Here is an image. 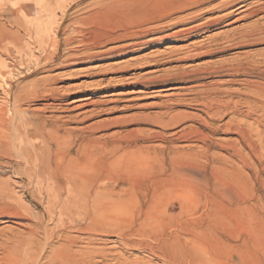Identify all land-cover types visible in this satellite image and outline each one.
I'll return each mask as SVG.
<instances>
[{"label": "rangeland", "instance_id": "rangeland-1", "mask_svg": "<svg viewBox=\"0 0 264 264\" xmlns=\"http://www.w3.org/2000/svg\"><path fill=\"white\" fill-rule=\"evenodd\" d=\"M107 1L110 0H78L65 12L59 8L56 0H49L42 12V8L38 10L34 2L21 7H14L10 3L0 6V62L3 63L0 70L2 74L5 73L6 81L9 80L6 90L0 85V108L7 111L9 120L5 125L0 124V138L2 135L12 138L18 132L27 135L26 138L30 136L33 129L29 124L14 131L12 121L20 119L22 115L35 121L39 129L48 123L44 128L47 131L61 124H64L62 128L74 130L94 123L125 121L98 130L95 137L122 134L129 129L163 132V122L177 119V116L184 118L186 114L188 118H180L181 122L172 127L198 125L196 116L206 115L200 106L188 104L196 94L166 96L162 93L157 96L159 93L152 90L178 82L180 78L176 74L181 69L190 70L235 57L264 60V32L254 31L255 34L239 47L231 46V43L240 40L233 30L249 31L256 24L264 27V11L241 17L229 26H225L226 21H223L205 27V23L212 18L229 12L231 7L224 4L228 0L198 5L189 13L179 15L182 20H158L161 0H143L141 14H130L124 19L112 7L99 6ZM248 2H252L251 7L264 8V0H246ZM41 15L45 20L56 16L59 21L54 24V34L51 32L46 38L38 39L32 21ZM240 16L233 13L228 19ZM202 22L204 27L189 35L167 36L168 33H176L186 26ZM158 30L167 37L150 39ZM141 38L146 41L136 46L129 45ZM53 39L58 44L54 45ZM208 50L213 52L198 56ZM53 57L57 60L50 66L52 70L37 71L39 66ZM46 77L51 80L47 82ZM149 78L153 81H147ZM209 80H214V77L205 79ZM32 87H36L38 93L30 94L28 90ZM46 89H51L53 94H47ZM139 89L144 92H132ZM86 93L93 96L86 101L89 104L75 108L73 106L77 103L69 104L73 98ZM52 97L60 102L57 106L66 110H56L48 105L49 101H53ZM17 109L21 110L20 113ZM126 122L129 125H125L128 124ZM164 133L167 136L171 134ZM220 137L236 139L237 135L226 133ZM168 139L162 141L157 138L142 145L152 149H202L200 143L186 146L187 143L183 141L170 142L171 136ZM127 149L119 150L116 154L120 155ZM222 154L228 157V153ZM23 176L27 182L25 185L14 184L13 188L16 189L12 197H9L11 190L8 188L9 193L0 190L1 202L8 200L15 206L29 207V210L4 214L10 221L0 222V264H33L38 259L41 264H48L45 256L51 255L53 250L52 264H60L63 260L68 264L64 259L66 253L73 255L74 264H264V245L257 239L246 246L243 238L235 241L227 232L208 230L210 223L203 214L204 199L198 201L193 198V194L199 190L198 185H189V189L193 187L189 194H193L184 209L175 199L174 185H117L111 182L112 185H78V190L71 193L69 187L72 185H47L42 178V184H33L27 175ZM23 176L14 177V180L21 181ZM7 177L10 174L3 176L0 173L2 180ZM114 178H118L116 174H113ZM263 233L259 232L258 236H263ZM207 244H215L216 252L210 254L204 251L203 246ZM250 249L256 261L249 262V258L243 254ZM31 256L36 259L31 261Z\"/></svg>", "mask_w": 264, "mask_h": 264}, {"label": "bare ground", "instance_id": "bare-ground-1", "mask_svg": "<svg viewBox=\"0 0 264 264\" xmlns=\"http://www.w3.org/2000/svg\"><path fill=\"white\" fill-rule=\"evenodd\" d=\"M56 1L59 8L65 12L70 5L78 0ZM142 1L110 0L103 4H97H100L99 6L103 5L105 7L106 5L112 7L124 19V17L127 18L130 14L139 16L143 10ZM161 1L162 5L159 6L161 8H158L159 16L158 18L156 17L158 20L168 18L172 20L176 18L181 19L178 17L179 15L189 13L198 5L210 3L214 0ZM29 2H34L38 6V10L42 8V12L45 10V6L49 0H0V6L10 3L14 7H21L23 4H28ZM251 3H246V0H228L224 4L231 7L229 12L212 18L205 23V27L216 25L223 21H226L224 23L225 26H229L240 20L241 17L256 15L264 11L262 7H251ZM233 13L241 16L236 19H228ZM115 14L117 16V13ZM135 18L137 19V17ZM57 21L59 20L56 16L45 20L43 19V15L33 20L32 28L34 27L37 38L43 39L46 35L51 32L53 33L55 30L54 24H58ZM203 23L186 26L182 30L180 29L181 31H175L176 33H168L167 36L189 35L202 29L204 27ZM257 25L256 27L254 25L255 28L249 31L248 29L233 30L234 35L238 34L236 38H240V40L231 43V46L239 47L242 45V42L249 40L255 34L254 31H258L259 33L264 32V27L262 28ZM160 30L156 31V34L149 38L163 39L167 37L159 33ZM34 38L37 40L36 37ZM55 39H53L54 42ZM142 40H133L129 45L136 46L146 41ZM56 44L58 43L55 42L54 45ZM126 46L128 45L126 44ZM86 48L88 49L89 47L86 46ZM212 52L208 50L205 53H199L198 56L207 55ZM243 58L222 59L190 70L181 69L176 74V77L180 78L178 82L152 90L159 93L157 96L162 93L166 96L196 94L188 104L200 106L206 115L205 117L196 116L195 121L198 125L189 124L182 128L172 127L178 125L181 119L188 118L189 115L186 114L184 118L177 116V119L171 118L163 122L162 124L165 128L163 132H138L136 129H129L122 134H115L109 137H95L94 134L98 130L111 127L114 124L121 123V121L94 123L74 130L62 128L64 124H61L55 125L56 127L47 131L44 128L47 127L48 123L44 124V128L39 129L35 121L34 123L23 115L20 118L21 120L14 117L15 121L14 119L12 121L14 122L12 124L15 129L14 131H19L24 124L31 125L33 131L31 132L30 130L28 138H26L27 135L25 136L21 132L16 133L14 136L10 133L12 138H5L3 135L0 138V154L2 156L0 158V173L3 176L4 174H10V177H7L8 179L2 180L0 178V190L8 191V188L11 190V192L8 191V193L10 192L9 197H12V193L16 189L13 188L15 187L13 185L20 183L25 185L27 182L23 175H27L33 184H42L43 182L40 180L42 178L47 185H72V187H69L71 193H75L78 190V185H81V187L84 185H108L109 183L112 185L111 182H115L117 185L122 183H129L131 185H174L175 192H173L175 193V199L185 209L189 205L191 201L190 197L193 194L191 192L189 194V190L193 188L189 189V185H194V187L198 185L197 187L200 191H196L193 194V198L198 201L204 199L203 214L205 219L210 223L208 230L227 232L235 241L243 238V244L246 246H249L251 240L256 242L257 239V242L263 246L264 233L263 236H258V233L264 232V60L258 61L249 57ZM56 60L55 57L50 59V61L46 60L44 64L38 67L37 71L44 69L47 71L52 70L50 66ZM1 64L3 63L0 62ZM3 74L5 75V73ZM3 74L0 70V85L6 90L9 80L6 81ZM211 77H214V80L205 81V79ZM45 80L48 82L51 78L46 77ZM46 81L44 84H46ZM147 81L152 82L153 80L149 78ZM46 91L48 92L47 94L52 93L51 89H46ZM28 92L33 95L38 93V89L32 87V89L29 88ZM132 92L139 93L144 92V90L139 89ZM118 93L124 94V92ZM91 95L92 93L81 94L77 98L70 100L69 104L77 103L73 106L74 108L87 105L89 102L86 101L91 100L93 97ZM56 98L52 97L53 101H49L48 105L53 106L56 110H66L57 106L60 102ZM185 100L182 101L185 102ZM17 110L19 112L20 109ZM6 112L0 108L1 125H5L9 121ZM18 112L16 113L18 114ZM122 123H125V121ZM125 125H129V123ZM164 132H171L168 136H171L170 142L172 143L183 141L187 143L185 144L186 146H191L190 143H200L202 144V149L170 147L167 150L163 149L165 147H162V149H152L149 146L142 145V143L151 142L157 138L162 141L169 140ZM226 133L236 134L237 138L225 140L220 137L221 134ZM125 148L130 149H127L122 154L119 153L120 155L116 154L119 150ZM222 152L228 153V157L222 154ZM6 157L7 159H5ZM109 157H112V159L109 160ZM113 174H116L118 178L113 179ZM20 175L23 176L21 181L14 180V177L19 178L21 177ZM19 210H29V207L25 205L15 206L8 200L0 201V219L2 218L0 222L10 221L7 220L4 214L16 213ZM28 241L30 240L28 239ZM214 243L217 244V242ZM215 244L203 246L204 251L206 250L210 254L215 253L216 251L213 247ZM52 252L51 255H44L48 258V264H52L53 262L55 250ZM61 254L63 253L61 252ZM243 254L249 258V262L256 261V259L254 260L256 256L251 249L245 250ZM32 256L31 261L36 259ZM65 256L66 258L64 257V259L69 262L68 264H74L72 254L66 253ZM64 261L60 264H65ZM34 263L41 264L39 259L38 261L35 260ZM25 264H28V262H25Z\"/></svg>", "mask_w": 264, "mask_h": 264}]
</instances>
